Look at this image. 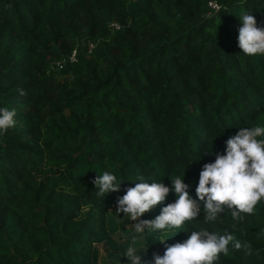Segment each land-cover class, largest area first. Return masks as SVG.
I'll return each instance as SVG.
<instances>
[{
  "label": "trees",
  "instance_id": "1",
  "mask_svg": "<svg viewBox=\"0 0 264 264\" xmlns=\"http://www.w3.org/2000/svg\"><path fill=\"white\" fill-rule=\"evenodd\" d=\"M246 10L264 28V0H0V107L17 113L0 137V264H126L149 244L148 262L159 233L135 234L118 198L183 171L195 198L207 151L264 121V56L237 47ZM106 170L126 180L103 197ZM242 215L205 222L201 202L185 226L240 241L214 264H264V201Z\"/></svg>",
  "mask_w": 264,
  "mask_h": 264
},
{
  "label": "clouds",
  "instance_id": "2",
  "mask_svg": "<svg viewBox=\"0 0 264 264\" xmlns=\"http://www.w3.org/2000/svg\"><path fill=\"white\" fill-rule=\"evenodd\" d=\"M237 17L240 22L237 37V47L241 50L239 55L264 56V28L257 27L256 20L247 10ZM16 116L14 108L0 107V137L15 127ZM236 128L238 132L225 141L222 154L213 153L212 148L207 151V155L214 154L215 159L202 165L195 198L189 192L191 184L184 182L185 171L170 179L169 186L161 180L150 179L151 183H148L145 177L137 176L136 181L139 182H133L134 186L118 198L115 213L128 216L135 222L131 224L135 234L143 239L151 233H159L157 239L163 244L164 252L163 255L154 253L151 264H214L220 255L228 256L230 249L241 248L240 241L231 233L220 235L203 227L189 231L185 226L186 222L200 217L201 202L204 221L216 222L229 211L233 219H243L242 214H253L255 206L264 201V121ZM200 160L201 153L198 159L188 161L186 168ZM124 180L106 170L97 175L93 184L97 188L96 193L105 197L118 192ZM170 192L175 194L174 202L162 206L154 219H140L155 206L163 205ZM178 232L189 235L183 241L169 244V236L173 238ZM135 239L133 236V241ZM148 246H128L122 255L127 258L126 264H148L142 260Z\"/></svg>",
  "mask_w": 264,
  "mask_h": 264
},
{
  "label": "rangeland",
  "instance_id": "3",
  "mask_svg": "<svg viewBox=\"0 0 264 264\" xmlns=\"http://www.w3.org/2000/svg\"><path fill=\"white\" fill-rule=\"evenodd\" d=\"M161 207L162 206H158V207L155 206L153 209L146 212L145 213L147 215L146 220H152L157 215H159ZM169 238L171 239L170 236H169ZM149 243L154 246V249L150 251V253L148 254V257H147L148 264H151L153 254L154 253L160 254V252L163 251L164 246H163V244H161L159 242L158 239H157V241H155V239L149 240ZM102 260L103 261L101 264H124L123 260L121 258L117 257L116 253H114L112 256L104 257Z\"/></svg>",
  "mask_w": 264,
  "mask_h": 264
},
{
  "label": "built area",
  "instance_id": "4",
  "mask_svg": "<svg viewBox=\"0 0 264 264\" xmlns=\"http://www.w3.org/2000/svg\"><path fill=\"white\" fill-rule=\"evenodd\" d=\"M209 7L216 12L219 11L221 8V6L216 2H210ZM71 61H75V53L72 55Z\"/></svg>",
  "mask_w": 264,
  "mask_h": 264
}]
</instances>
